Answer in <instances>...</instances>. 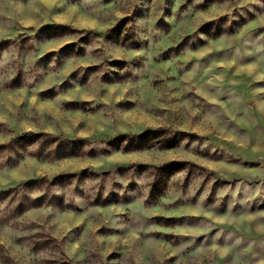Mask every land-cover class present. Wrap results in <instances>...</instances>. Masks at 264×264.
I'll return each mask as SVG.
<instances>
[{
  "label": "rangeland",
  "instance_id": "obj_1",
  "mask_svg": "<svg viewBox=\"0 0 264 264\" xmlns=\"http://www.w3.org/2000/svg\"><path fill=\"white\" fill-rule=\"evenodd\" d=\"M0 264H264V0H0Z\"/></svg>",
  "mask_w": 264,
  "mask_h": 264
},
{
  "label": "trees",
  "instance_id": "obj_2",
  "mask_svg": "<svg viewBox=\"0 0 264 264\" xmlns=\"http://www.w3.org/2000/svg\"><path fill=\"white\" fill-rule=\"evenodd\" d=\"M157 135L155 133H148L146 134L144 137H142L141 139H139V144H138V148L136 149H145V148H152V146H149L148 143H151L149 141H151L154 137H156ZM183 165L180 163H174L170 166L164 167L162 169H160V174L159 175V179L157 182L156 187H154L152 189V194L154 193V191L163 184H165L171 177L175 176L177 173H179L181 171V167ZM158 196V195H157Z\"/></svg>",
  "mask_w": 264,
  "mask_h": 264
}]
</instances>
